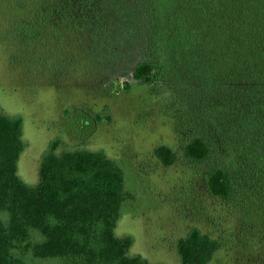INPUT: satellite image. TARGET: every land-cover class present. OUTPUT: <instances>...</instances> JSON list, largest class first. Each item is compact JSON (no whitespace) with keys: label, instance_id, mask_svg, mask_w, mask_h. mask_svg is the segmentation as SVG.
I'll return each instance as SVG.
<instances>
[{"label":"trees","instance_id":"obj_1","mask_svg":"<svg viewBox=\"0 0 264 264\" xmlns=\"http://www.w3.org/2000/svg\"><path fill=\"white\" fill-rule=\"evenodd\" d=\"M11 8L25 11L11 34L46 41L58 64L72 59L74 41L89 48L112 22L140 19L145 55L132 77L173 90L192 132L181 157L212 158L202 174L211 196L264 211V0H16ZM70 110L82 127L109 119ZM22 131V115L0 108V264H168L129 254L132 236L114 231L122 203L136 195L116 159L102 149L57 150L54 137L29 184L17 173ZM154 153L165 166L177 158L165 143ZM221 246L197 226L175 241L180 264H209Z\"/></svg>","mask_w":264,"mask_h":264},{"label":"rangeland","instance_id":"obj_2","mask_svg":"<svg viewBox=\"0 0 264 264\" xmlns=\"http://www.w3.org/2000/svg\"><path fill=\"white\" fill-rule=\"evenodd\" d=\"M15 1L0 0V108L23 117L19 176L37 182L40 155L54 137L61 139L57 150L102 149L123 167L127 188L136 194L122 203L114 229L132 236L129 254L180 264L175 241L197 226L222 242L209 264H264V211L209 194L202 174L212 158L193 162L180 155L192 132L175 109L173 90L162 79L148 84L132 77L133 65L145 55L143 22H112L86 50L74 41L72 59L58 64L46 41L26 43L11 34L25 15L11 8ZM73 107L109 119L78 126ZM159 143L177 152L171 165L155 155Z\"/></svg>","mask_w":264,"mask_h":264}]
</instances>
